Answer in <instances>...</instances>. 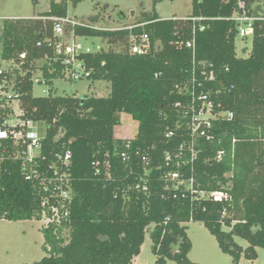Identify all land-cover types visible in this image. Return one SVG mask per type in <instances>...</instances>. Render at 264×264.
I'll return each mask as SVG.
<instances>
[{
    "label": "trees",
    "instance_id": "obj_1",
    "mask_svg": "<svg viewBox=\"0 0 264 264\" xmlns=\"http://www.w3.org/2000/svg\"><path fill=\"white\" fill-rule=\"evenodd\" d=\"M79 1L72 0L74 5ZM241 1L250 15L257 5L264 6V0H192L188 17L203 20L162 18L155 10L143 12L136 24L144 25L133 29L75 25L77 36L104 42L101 51L85 58L90 79L111 83L106 97L60 95L51 88L44 96L33 93L37 71L47 84L60 77L59 68L51 72L48 62L41 67L38 62L54 60V47L46 42L56 40L50 18L68 16L69 0H51L49 11L38 17L3 20L1 78L20 94L21 117L44 121L48 129L37 157L41 174L32 180L26 178L23 155L18 156L27 144L0 139V219L40 220L47 198L50 205L61 200L51 196L56 184L72 193L61 209L67 216L42 230L47 255L29 264H132L150 225L158 264L168 259L199 264L189 258L191 221H202L234 262L243 251L248 259L258 257L257 247H264V20L254 22L249 55L238 56L239 24L231 17ZM257 15L264 17V10ZM134 34L149 36L148 53L132 52ZM211 71V79L203 74ZM181 87L209 93L217 111L234 114L206 129L214 135L211 140L192 137V96ZM10 111L0 108V121ZM122 112L139 122L132 138L115 137ZM61 129L64 135L57 138ZM67 150L72 158L65 165L58 155ZM220 151L224 154L217 160ZM122 152L128 153L127 161ZM177 169L187 178L194 175L197 189L224 190L228 198H196L171 180L169 173ZM236 237L249 246L244 250Z\"/></svg>",
    "mask_w": 264,
    "mask_h": 264
},
{
    "label": "rangeland",
    "instance_id": "obj_2",
    "mask_svg": "<svg viewBox=\"0 0 264 264\" xmlns=\"http://www.w3.org/2000/svg\"><path fill=\"white\" fill-rule=\"evenodd\" d=\"M51 0H0V53L2 49V22L6 18H33L38 17L50 9ZM264 10V6H262ZM159 13L162 18H185L192 13V0H80L76 5L72 0L68 2V16L78 23H89L103 29L122 28L136 24L142 13ZM134 13V15H133ZM93 17V21L89 19ZM79 40L97 45L104 44L98 37H82ZM120 49V47H116ZM252 49V36L237 37V54L247 57ZM45 64L40 60L38 65ZM7 66V65H6ZM42 79L41 71L34 75L33 93L36 96H44L45 90L50 88L56 94H75L86 96L88 94L97 97H106L111 92V83L107 80H70L55 79L52 84L38 82ZM19 111V107H18ZM120 124L115 127L114 134L117 138H132L138 132L139 122L127 113H119ZM39 137L43 138L48 129L44 121H36L35 124ZM33 152L38 154V148ZM46 221V222H45ZM48 226L46 219H33L10 221L0 220V264H29L41 260L47 255L44 248L43 228ZM154 225H150L146 231L145 241L141 253L136 256L132 264H158L157 255L153 250L151 231ZM229 229L228 227H225ZM187 233L192 242L189 258L199 264H264V247H257L258 257L248 259L243 251L239 263L234 262L233 257L224 253L209 229L202 221L187 223ZM236 241L245 250L249 243L245 239L236 237ZM166 264H177L175 260L168 259Z\"/></svg>",
    "mask_w": 264,
    "mask_h": 264
},
{
    "label": "built area",
    "instance_id": "obj_3",
    "mask_svg": "<svg viewBox=\"0 0 264 264\" xmlns=\"http://www.w3.org/2000/svg\"><path fill=\"white\" fill-rule=\"evenodd\" d=\"M235 20L238 26V35L242 38L253 36L255 33L254 22L256 20H264V17L258 15H250L244 1L240 2L238 11L231 17ZM51 20L54 21V37L56 40L48 39L46 42L49 46L54 47V60L44 61L49 63L51 72H58L57 68L60 69V77L58 79H70V80H84L90 79L92 75V70L88 67L85 56L97 53L102 50L103 44L92 45L84 41L79 40V36L75 34L73 27L78 23L75 19L70 18L69 16L65 17H51ZM188 19L196 22L198 20H203V17H188ZM141 24H133L129 26H124L128 29H133ZM69 28V29H68ZM201 30L205 29L204 25H201ZM196 31V26L194 27V32ZM132 52L138 54H146L151 49V42L147 34H142L136 36L135 34L131 37ZM42 43L38 42V46H41ZM188 47L194 48V41L187 42ZM26 51L21 55L25 57ZM4 68H0V108L9 107L11 109L9 116L5 117L4 121H0V139H9L14 138L17 141L22 140L27 144V149L23 153L19 152L18 156L24 158V168L26 178L32 180L35 177L40 176V169L38 167L37 157L41 152V140L39 137L35 120L25 119L21 117V106H20V94L17 93L13 86L8 83L5 78H1L3 75ZM204 75L208 78L214 77V72L211 71L209 74L203 72ZM45 80L38 79V82ZM181 90L191 94L192 100L190 104V114H191V135L193 138L203 137L206 140H211L214 135L208 133L206 129H211L214 120L216 119H232L234 114L232 112L226 111H217L215 109L213 101L210 99V94L201 90L199 93L195 89L189 90L187 88L181 87ZM46 94L49 93V90H45ZM19 107V111H18ZM129 146V143L127 144ZM34 148H38L39 153L36 154L33 152ZM182 148V147H181ZM192 158L191 161L195 159L196 152L192 149ZM224 154V151H220L216 156V159H221ZM177 155V157H179ZM121 157L123 161L129 159L127 152H122ZM58 158L62 159L65 165H68L71 158V150H67L63 155L59 154ZM172 155L168 153L166 155L167 163H170ZM178 164H180L178 162ZM99 165V162H97ZM110 163H106V168L108 174L110 175ZM57 168H55V175H57ZM100 167H97V173H100ZM171 180L176 181L177 187L184 186L186 190L196 196V198H205L212 199L216 201H222L228 198V193L224 190L218 191H205L199 190L195 187V177L192 175L187 178L180 170H173L169 173ZM59 179V178H58ZM55 179H51L53 182ZM61 182L64 180L62 175L59 179ZM54 191L51 196H56L60 198V202L57 204H51L49 198L43 202V206L46 208L43 212L42 219L48 220V226L52 223L60 224L65 216H67V211H62L61 209L66 208L65 201L69 200L72 197L71 190L65 188L63 184H56L53 188ZM52 189V190H53ZM147 190V186L144 187ZM45 190H50L49 185H45ZM49 206V207H48ZM48 210L51 211L49 214ZM46 222V221H45Z\"/></svg>",
    "mask_w": 264,
    "mask_h": 264
},
{
    "label": "water",
    "instance_id": "obj_4",
    "mask_svg": "<svg viewBox=\"0 0 264 264\" xmlns=\"http://www.w3.org/2000/svg\"><path fill=\"white\" fill-rule=\"evenodd\" d=\"M260 12H262V5L259 4V5L256 6L255 11H254V14L257 15ZM133 15H134V13H133ZM93 20H94L93 17H91L89 19V21H93ZM64 132H65V130L64 129H61L60 132H59V134L57 135V138H61L64 135Z\"/></svg>",
    "mask_w": 264,
    "mask_h": 264
},
{
    "label": "crops",
    "instance_id": "obj_5",
    "mask_svg": "<svg viewBox=\"0 0 264 264\" xmlns=\"http://www.w3.org/2000/svg\"><path fill=\"white\" fill-rule=\"evenodd\" d=\"M0 220H5V219H0ZM25 221H27V220H25Z\"/></svg>",
    "mask_w": 264,
    "mask_h": 264
}]
</instances>
